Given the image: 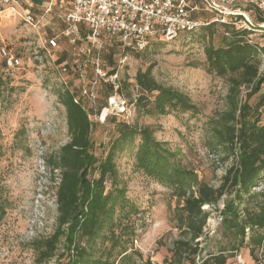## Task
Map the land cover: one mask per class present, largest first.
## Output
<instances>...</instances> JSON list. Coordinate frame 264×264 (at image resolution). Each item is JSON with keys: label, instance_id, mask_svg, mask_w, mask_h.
Listing matches in <instances>:
<instances>
[{"label": "rangeland", "instance_id": "374dc122", "mask_svg": "<svg viewBox=\"0 0 264 264\" xmlns=\"http://www.w3.org/2000/svg\"><path fill=\"white\" fill-rule=\"evenodd\" d=\"M20 3L25 7L23 0ZM201 6L206 10L198 15L217 23L212 37L201 30L187 32L174 40L157 41L143 52L123 51L112 39L104 37L100 63L107 71L112 69L108 55L113 54L117 65V77L107 76L106 79L96 76L92 62H84L86 56L81 45L70 44L62 34L64 24L59 10L49 13L45 25L38 28L23 21L15 10L9 9L3 17L0 15V47L6 46L13 54L23 57V66L11 70L2 66L0 58V73L6 81L0 92V203L3 205L0 209V264H37L39 241L48 239L56 230V192L60 179L59 172L50 171L46 159L70 139L66 110L59 99L60 91L67 88L81 98L91 119L99 121L94 131L98 153L108 144L110 130L115 127L114 122L103 120L112 114L117 121L153 129L156 138L165 141L175 153L174 159L193 170L200 180L215 187L224 182L236 157L228 154L223 146L211 144L208 123L226 109L229 81L208 70L205 47L209 40L216 46L221 43L224 33L221 24L228 22L251 30L248 38L263 46L264 23H259V19L264 11L251 0H201ZM216 9L227 13L226 23L215 20L219 13ZM232 13L241 14L243 18H235L237 15ZM52 34L58 36L59 46L48 48L45 38ZM62 54L69 65L66 72L57 62ZM262 59L261 69L264 70V55ZM149 66L158 82L187 93L197 110L148 114L139 102L144 92L135 77L138 70L145 71ZM109 83L114 84V89L121 86L119 94L127 101L123 114L104 108L98 113L101 101L110 92ZM84 89L93 94L84 93ZM246 92L244 88L242 96L245 97ZM257 101L258 94L249 102L254 105ZM260 113L264 122V108ZM117 165L116 184L126 188L127 196L138 207L124 219L128 221L125 222L128 229L122 231L124 244L129 251H134L129 264H164L172 256L175 240L182 237L177 224L183 199L171 187L137 170L132 152H124L117 159ZM253 189L264 192V180ZM234 196L235 192L231 191L217 205L204 206L210 215L203 235L197 239L201 249L197 260L224 249L229 255L227 264H263L251 256L246 245L236 251L231 249L233 240L223 226L221 211L224 199ZM115 230L117 234L120 231ZM65 240L62 238L57 255L44 264L58 263ZM107 243L109 246L110 242ZM120 250L118 247L114 251L111 261L119 262L116 255Z\"/></svg>", "mask_w": 264, "mask_h": 264}, {"label": "trees", "instance_id": "16d2710c", "mask_svg": "<svg viewBox=\"0 0 264 264\" xmlns=\"http://www.w3.org/2000/svg\"><path fill=\"white\" fill-rule=\"evenodd\" d=\"M237 18L243 16L240 14ZM259 23H264V14ZM216 24L210 22L191 32L201 30L212 37ZM221 25L224 27L221 43L216 46L209 40L205 52L208 70L229 81L227 107L208 123L211 144L223 146L228 154L236 157L224 182L215 187L200 180L193 170L174 159L175 153L165 141L156 138L153 129L117 121L112 114L105 121L114 122L115 127L110 130L108 144L98 153L94 131L99 121L91 119L89 110L75 91L68 88L60 91L70 139L46 159L50 171L59 172L58 224L48 239L39 241L37 264H44L57 255L62 238L66 239L64 252L57 264L131 263L134 251H129L124 244L122 231L128 229L125 223L128 221L124 219L138 207L127 196L126 188L116 184L119 177L117 159L126 151L133 153L137 170L171 187L183 199L177 224L182 237L175 240L172 256L164 264H227L229 255L224 249L208 253L199 260L196 257L201 252L197 239L203 235L210 215L204 206L217 205L231 191L235 196L224 199L221 211L223 226L233 240L231 249L236 251L246 245L251 256L264 264V192L253 189L264 180V122L260 113L264 108V70L261 69L264 45L251 42L248 35L252 31L247 28H237L230 22ZM157 41L162 40H153L149 47ZM108 58L113 66L108 74H114L117 65L113 54ZM65 61L64 54L57 59L60 65ZM135 79L144 92L139 102L148 114L197 110L187 93L158 82L151 66L145 71L138 70ZM5 84L0 73V92ZM108 85L110 92L101 101L98 113L108 105L109 96L116 91L113 83ZM120 88L119 85L117 90ZM244 88L247 89L245 97L242 96ZM256 94L258 101L252 105L249 101ZM0 209H3L1 203ZM116 228L120 229L118 234ZM106 241L110 242L109 246ZM118 247H121L116 255L119 262L115 263L111 258Z\"/></svg>", "mask_w": 264, "mask_h": 264}, {"label": "built area", "instance_id": "2783aa9c", "mask_svg": "<svg viewBox=\"0 0 264 264\" xmlns=\"http://www.w3.org/2000/svg\"><path fill=\"white\" fill-rule=\"evenodd\" d=\"M251 2L264 11V0ZM54 7L55 2L51 0L44 13L53 12ZM7 9L17 11L22 20L34 28L43 25L20 0H0V15ZM205 10L206 8L201 6V0H67L60 18L64 24L62 34L68 42L74 46L81 45L86 56L84 62H92L96 76L106 79L107 76L116 78L117 72L108 74L100 63L104 37L112 39L123 51L143 52L153 40H174L183 33L209 24L210 21L198 15ZM216 10L219 13H216L215 20L226 23L227 13L221 9ZM232 14L237 15L235 18L240 15ZM45 42L48 48L59 46V38L55 34L45 38ZM0 58L6 69H18L23 66V57L13 54L6 46L0 47ZM61 66L62 71H68L66 61ZM81 67L82 63L80 70ZM96 83L97 79L94 81V84ZM115 90L109 96L108 105L104 109L123 114L127 110V101L119 94L117 88ZM84 93L93 94L87 89H84Z\"/></svg>", "mask_w": 264, "mask_h": 264}, {"label": "crops", "instance_id": "0c3cea01", "mask_svg": "<svg viewBox=\"0 0 264 264\" xmlns=\"http://www.w3.org/2000/svg\"><path fill=\"white\" fill-rule=\"evenodd\" d=\"M50 1L51 0H23L25 7L30 11H32L36 15V19L39 20L41 23H43V25H45L44 22L45 17L49 15V14H45L44 12L46 7L50 4ZM53 1L55 2L54 11L59 10L60 13H62L64 10V6L67 3V0H53ZM8 10L9 9H7L6 11Z\"/></svg>", "mask_w": 264, "mask_h": 264}, {"label": "bare ground", "instance_id": "6f19581e", "mask_svg": "<svg viewBox=\"0 0 264 264\" xmlns=\"http://www.w3.org/2000/svg\"><path fill=\"white\" fill-rule=\"evenodd\" d=\"M105 112H106V110H105ZM105 112H104V113H105Z\"/></svg>", "mask_w": 264, "mask_h": 264}]
</instances>
